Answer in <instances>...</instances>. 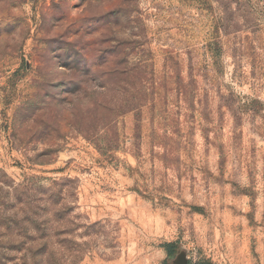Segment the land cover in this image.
<instances>
[{"label":"rangeland","instance_id":"obj_1","mask_svg":"<svg viewBox=\"0 0 264 264\" xmlns=\"http://www.w3.org/2000/svg\"><path fill=\"white\" fill-rule=\"evenodd\" d=\"M0 264H264V0H0Z\"/></svg>","mask_w":264,"mask_h":264},{"label":"trees","instance_id":"obj_2","mask_svg":"<svg viewBox=\"0 0 264 264\" xmlns=\"http://www.w3.org/2000/svg\"><path fill=\"white\" fill-rule=\"evenodd\" d=\"M168 252H170V251H168Z\"/></svg>","mask_w":264,"mask_h":264}]
</instances>
